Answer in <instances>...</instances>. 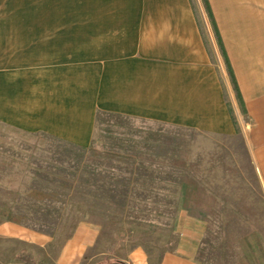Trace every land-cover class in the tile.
<instances>
[{"label":"crops","instance_id":"1","mask_svg":"<svg viewBox=\"0 0 264 264\" xmlns=\"http://www.w3.org/2000/svg\"><path fill=\"white\" fill-rule=\"evenodd\" d=\"M207 1L235 90L191 0H112L83 9L77 21L46 23L30 39L6 38L1 29L0 125L87 148L103 114L222 136L235 135V115L254 160L238 173L264 202V0ZM229 173L222 168L205 186L206 221L245 213L264 221L263 204L240 199L244 186ZM185 221L156 264H205L203 219L186 214ZM95 232L79 228L57 264H81ZM129 261L151 264L140 246Z\"/></svg>","mask_w":264,"mask_h":264},{"label":"rangeland","instance_id":"2","mask_svg":"<svg viewBox=\"0 0 264 264\" xmlns=\"http://www.w3.org/2000/svg\"><path fill=\"white\" fill-rule=\"evenodd\" d=\"M111 1L0 0V32L30 39L46 23L77 21L83 9ZM191 3L235 90L208 1ZM233 117L235 135L222 136L103 114L87 148L0 125V264H57L64 245L85 226L96 239L81 264H132L129 254L138 246L156 264L175 244L186 214L203 219L205 264H264V221L247 213L236 221L220 215L206 221L205 186L222 168L244 186L240 199L264 207L259 191L238 173L254 160L247 127ZM243 176L254 184L251 174Z\"/></svg>","mask_w":264,"mask_h":264}]
</instances>
